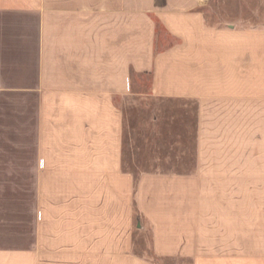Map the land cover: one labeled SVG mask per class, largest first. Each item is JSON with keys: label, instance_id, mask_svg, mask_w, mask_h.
Instances as JSON below:
<instances>
[{"label": "crops", "instance_id": "0c3cea01", "mask_svg": "<svg viewBox=\"0 0 264 264\" xmlns=\"http://www.w3.org/2000/svg\"><path fill=\"white\" fill-rule=\"evenodd\" d=\"M208 9L0 0V264H264V1Z\"/></svg>", "mask_w": 264, "mask_h": 264}, {"label": "rangeland", "instance_id": "374dc122", "mask_svg": "<svg viewBox=\"0 0 264 264\" xmlns=\"http://www.w3.org/2000/svg\"><path fill=\"white\" fill-rule=\"evenodd\" d=\"M260 1L264 0H209V9L205 13L206 15V20L211 26H223L224 24H229L235 19L239 21L240 18H242L243 23L248 20L249 16V7L251 4L259 3ZM248 27V24H243L242 27ZM143 85L145 86L144 88V93H147V87H148V80L147 78L143 79ZM148 102V103H147ZM150 101H142L140 103H131V115H130V122H131V145L137 143L138 141V128L139 125L142 123L141 115L145 114L143 111V107L148 106ZM143 119H146L145 116ZM141 122V123H140ZM134 128V130L132 129ZM165 151L161 153V156H168V154H163ZM143 156V154H142ZM158 156L157 152H152L151 153H146L144 158L148 160V158H153V157ZM135 161L130 163V168L131 171H135L136 169L134 168L135 165H140L142 161L141 159L138 158V154H135ZM19 204H22L19 202ZM23 207H24V202H23ZM24 219V218H23ZM146 233L142 234V236L139 237V242L137 244L135 243V251L138 253L139 251H143V255L149 256L150 255V250L148 248V243H149V234L148 231L145 230ZM144 231V232H145ZM19 239H23L19 235ZM141 245V246H140ZM141 249V250H140ZM162 264H169L168 262L162 263Z\"/></svg>", "mask_w": 264, "mask_h": 264}]
</instances>
